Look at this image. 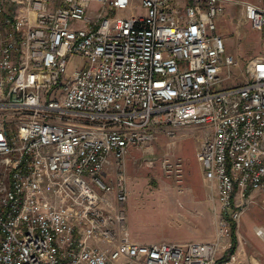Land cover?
<instances>
[{
    "label": "built area",
    "instance_id": "obj_1",
    "mask_svg": "<svg viewBox=\"0 0 264 264\" xmlns=\"http://www.w3.org/2000/svg\"><path fill=\"white\" fill-rule=\"evenodd\" d=\"M245 7L264 30V7ZM225 10L224 0H0V264H239L219 252L240 198L264 190V58L224 86L236 64L218 32ZM74 55L85 63L71 74ZM190 124L207 131L198 157L219 200L216 239L139 242L127 157ZM157 162L183 191V156L141 165Z\"/></svg>",
    "mask_w": 264,
    "mask_h": 264
},
{
    "label": "rangeland",
    "instance_id": "obj_2",
    "mask_svg": "<svg viewBox=\"0 0 264 264\" xmlns=\"http://www.w3.org/2000/svg\"><path fill=\"white\" fill-rule=\"evenodd\" d=\"M49 5L53 6L54 4L50 3ZM235 5L238 9L237 15L233 18L228 15L229 18H227L232 31L225 33L224 36L227 43V51L234 55L236 64L231 65L230 68L229 66L224 67V76L231 74L224 81V86L244 82L250 77L251 62L257 58H264V31L254 27L251 21H246V17L242 12L243 3H235ZM140 9L141 7L135 5L134 8L120 12V14H132L140 12ZM84 63L85 58L83 56L74 55L69 64V72L73 74L74 70L84 65ZM206 133L207 131L204 128H199L196 124L178 127L177 135L174 138L170 136L167 138L168 134L161 131L150 148L137 150V154L131 158L134 170L131 171L130 177L136 191L131 195H135L133 200L130 196V200L127 201L126 211L131 236L136 240L140 242L149 240H167L171 242L172 240L170 239H173L176 235L182 238L190 234L189 230L184 226L185 218L183 216H175L169 210L173 194H176L175 200L179 203L178 198L181 197L182 193H186L189 185L194 183L202 170H204L203 164L198 157V145H200ZM166 139L172 141L171 143L173 144V147L168 146L169 144L167 147L178 151L185 160V180L182 192L179 190V183H177L176 179L167 176L159 162L154 166L141 165V161L144 159L158 160L166 152ZM126 172H128L127 169ZM212 195L216 196L214 190ZM159 199L164 203L162 201L159 202ZM240 201L243 202L242 210H264V190L250 191V194ZM217 208L219 212V203L215 202L214 210H217ZM219 258H221L220 254Z\"/></svg>",
    "mask_w": 264,
    "mask_h": 264
},
{
    "label": "crops",
    "instance_id": "obj_3",
    "mask_svg": "<svg viewBox=\"0 0 264 264\" xmlns=\"http://www.w3.org/2000/svg\"><path fill=\"white\" fill-rule=\"evenodd\" d=\"M246 2H252L254 4L264 7V0H246L243 2L242 0H224L226 10L225 13L221 15L218 19L219 33L225 35V33L232 31L227 18H229V16L230 18H233L235 15H237L238 9L235 3H243L242 12L246 17ZM8 7L11 9L13 14H24L27 11V7L25 6L8 5ZM246 21L248 20L246 19ZM198 127L202 128L200 126ZM166 140V152L171 151L176 155L182 156L180 153H178V151H174L171 147H167L168 144V146L173 147V144L171 143L172 141L168 139ZM136 152L137 149L132 150L130 155L127 157V160L128 158H130L127 161L129 162L127 164V181H129L128 185L130 189L128 200H130V196L132 195V193L136 191L131 182L132 179L130 177L131 171L134 170L131 158L134 157L135 154H137ZM213 190L216 192V196L212 195ZM131 197L133 200V197H135V195ZM175 198L176 194H173L169 212L173 213V215L175 216L178 215L183 216L185 218L184 226L189 230L190 234L185 235L182 238H179L180 236L176 235L174 236V238L172 237L173 239H170L172 240L171 242H186L190 240L203 242L214 241L218 232L217 217L219 213L218 210H214V204L215 202L219 203V200L217 196V191L212 188L210 182L206 178L205 170H202L201 174H199L195 182L189 185L186 193H182L181 197L178 198L179 203H177ZM160 201L162 200L159 199V202ZM258 227H264V210H244L240 220L238 222H233L232 235L229 239H227L225 246L219 252V254L221 255V258H219V260L228 258L231 254L234 253L238 256L239 264H264V234H259L257 232ZM145 242L149 243L155 241L149 240Z\"/></svg>",
    "mask_w": 264,
    "mask_h": 264
},
{
    "label": "bare ground",
    "instance_id": "obj_4",
    "mask_svg": "<svg viewBox=\"0 0 264 264\" xmlns=\"http://www.w3.org/2000/svg\"><path fill=\"white\" fill-rule=\"evenodd\" d=\"M264 228V227H263Z\"/></svg>",
    "mask_w": 264,
    "mask_h": 264
}]
</instances>
